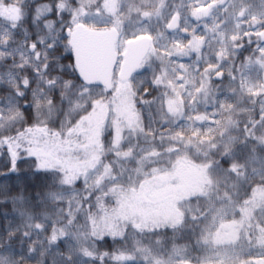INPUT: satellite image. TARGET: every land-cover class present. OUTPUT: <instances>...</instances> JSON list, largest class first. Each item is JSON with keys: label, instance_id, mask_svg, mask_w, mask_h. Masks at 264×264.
<instances>
[{"label": "rangeland", "instance_id": "374dc122", "mask_svg": "<svg viewBox=\"0 0 264 264\" xmlns=\"http://www.w3.org/2000/svg\"><path fill=\"white\" fill-rule=\"evenodd\" d=\"M47 1L44 8L50 18L51 39L47 42L60 47L65 56V30L80 20L119 30V64L135 38L151 36L154 43H164L163 32L171 30L168 26L175 12L182 26L173 29V35L181 28L188 38L185 47H174L167 56L154 44L141 72L126 82L117 77L111 92L76 83L81 94H72L61 104L59 93L50 88L47 95H51L52 104L28 108L36 124L31 134L38 129L49 133L56 125L65 129V139L60 140L59 134L53 139L56 146L78 144L85 133L96 128L93 149L61 153L66 164L53 163L63 173L62 182L56 185L65 192L61 195L56 191L55 197L65 199L58 212L72 214V224L60 228L70 234L74 244L69 254L75 252L79 264L101 262L92 239L89 210L84 205L91 200L87 191L94 184L84 181L100 172V189L112 182L123 188L114 207L124 218L153 215L155 221L146 224H161L171 230L188 229L183 224L189 218L201 229L199 235L209 246L210 261L253 264L258 258L257 264H264V0ZM192 24L193 29H189ZM193 54L199 76L191 124L204 129L206 122H214L213 137L206 133L188 136L178 129L185 112L181 91L189 78L181 61L176 63L180 72L170 68V58L187 59ZM220 73L222 76L216 78ZM13 106L0 104V155L5 153L3 146L11 149L18 142L10 141L11 135L24 126L23 111L17 104ZM146 122L149 129H145ZM155 130L161 133L151 135ZM101 147L104 153H113L108 162H97L100 157L95 155ZM5 154L12 152L6 150ZM5 162L10 164V160ZM53 227L57 230L56 224ZM117 238L124 239L125 233ZM138 241L139 236L132 233L129 247L125 245L117 253V264L139 261V257L155 264H191L194 260L188 249H175L181 243L174 237L160 251L149 250L153 246L147 242L140 246ZM251 247L257 252L252 259ZM155 249L159 250V245ZM28 255L34 256L32 248ZM55 256L51 261L63 264L57 260L65 256ZM197 259L202 260V255Z\"/></svg>", "mask_w": 264, "mask_h": 264}, {"label": "trees", "instance_id": "16d2710c", "mask_svg": "<svg viewBox=\"0 0 264 264\" xmlns=\"http://www.w3.org/2000/svg\"><path fill=\"white\" fill-rule=\"evenodd\" d=\"M184 13L180 14L183 15ZM193 27L194 24L189 29H193ZM163 34L164 43L155 42V45L165 56L171 54L174 47H185L187 45L188 38L179 31L175 35L169 30L163 32ZM194 58V54L187 59H179L174 56L170 58V68L180 72L176 63L181 61L183 66L188 70L187 74L189 78V83L184 86V91H181L185 112L184 117L179 122L178 129H182V132L188 136L194 133L197 135L206 133L207 136L213 137L216 131V124L214 122H206L204 129L191 124L194 119L193 96L198 88L199 76L197 72L198 68L194 67ZM203 67H207V64ZM5 69L6 67H1L4 73H6ZM4 77L8 80L10 79L8 73ZM4 92L2 90V94ZM17 105L23 111L24 126L21 127V132L11 135L13 137L10 141L18 140V147L16 148V145L13 143L10 149L5 144V149L3 146L2 151L6 153V150H10L12 154L2 153L0 155V184H2V188L0 189V255L2 256L0 264H54L51 258H55L56 256L55 252L51 251L52 247L60 249L61 252L59 254L65 256V258L62 257V259L57 260L58 262L63 264H79L76 253L72 252L69 254L70 252H68L71 245L74 247L69 234L60 231V228L62 229L63 226L69 227L72 214L68 212L63 215V212H58L57 207L60 206V202L50 200L52 197L50 193L57 189L59 190L61 186L56 184L62 182L60 178L63 177L62 171H59L61 169L59 165L57 167L53 163L54 161H58L61 164H66L65 159L61 160V153H75L80 149H93L91 140L96 128L92 127L91 131L85 133L78 144L72 145V142H70V145L56 146L53 139L55 140L57 134L63 133L64 129L58 125H50L51 130H49V133L38 129L34 134H31V128L35 127L34 125L36 124L32 121V112H28V108H34V104ZM145 129H149L147 122L145 123ZM156 130L152 134L150 132V134L155 136L161 133V131ZM101 149L102 147L97 149L98 154L96 156L100 157L97 159V162H99V159L108 162L113 153L106 154ZM14 150L17 153H14ZM163 150H166V148ZM5 160L8 162L10 160V164L8 163L7 165ZM96 174L95 178L84 181L86 183L94 182L89 191H87L90 194L91 200L88 203L84 201V205L89 210L88 217L90 218L92 227V239L96 245L98 257L101 258V262L98 264H117V253L121 247L129 245L132 233L139 236L140 241L138 243L140 246L144 245V242H147L149 246H153L150 247V250L153 251H156V245L168 246V243L173 241V237L177 240V243L189 242L194 245H205L199 235L201 229L189 218L183 224L188 225V229L176 227L177 229L171 230L163 228L161 224H146L148 221H155L153 215H148V217L147 215H140V219L131 216L128 218H124L123 216L121 218L116 217L110 208V205L113 206V201L110 199L119 196L121 193L120 189L123 188L112 182V184H107L104 188L100 189L99 186L102 182L100 180V172ZM78 182L81 181L74 182L75 185ZM105 198H109V200L106 202ZM40 224L42 228H39ZM55 224L57 225V230H54L53 226ZM118 228H126L125 238L122 240H118L117 238L118 233L116 230ZM191 228L192 230H190L189 234H186V230ZM179 232H182V235H179ZM31 248L34 251V256L28 255L27 257L28 249ZM29 254L32 253L29 251ZM72 255L74 256L73 260L70 258ZM6 256L10 258V261L2 260ZM139 258L142 260L141 257ZM41 259L44 261L42 262ZM130 262L138 263L135 260H130Z\"/></svg>", "mask_w": 264, "mask_h": 264}, {"label": "flooded vegetation", "instance_id": "af4514ba", "mask_svg": "<svg viewBox=\"0 0 264 264\" xmlns=\"http://www.w3.org/2000/svg\"><path fill=\"white\" fill-rule=\"evenodd\" d=\"M47 0H0V104H8L12 108L14 104H52L51 95H47V91L51 88L55 93H59L62 98L61 104H65L71 98L72 94H81L78 91V85L106 90L103 86H94L85 84L78 74L74 64V54L69 40L65 42L64 46L67 50L66 56L55 48L54 45L49 44L50 37V18L45 15V3ZM73 27V26H71ZM46 40V41H45ZM59 40V39H57ZM56 40V41H57ZM56 46L61 45L56 42ZM48 43V44H47ZM52 50L51 53L48 51ZM121 55V54H120ZM124 54H122V57ZM66 58V60H65ZM10 66L12 69H5L6 73L1 70V67ZM9 75L10 79L4 77ZM117 77H115L116 79ZM70 84L71 86H68ZM2 90L5 92L2 94ZM47 97V98H46ZM81 95L79 96V98ZM66 98V99H65ZM2 116L0 115V119ZM36 121V120H35ZM62 134V135H61ZM59 134L60 140L64 138V132ZM2 133L0 132V138ZM16 148L18 142L15 143ZM14 153H17L14 150ZM98 154V152H97ZM96 154V155H97ZM95 155V156H96ZM98 166H96L97 168ZM98 185V183L96 182ZM112 184V183H111ZM78 184L75 185L77 187ZM2 184H0V189ZM59 194L63 195L65 192L62 188L55 190L52 193L51 201H59L60 208L65 204V199L55 197ZM61 199V200H60ZM121 198H111L113 206L112 212L116 217L121 218L120 210H115L114 205ZM109 198H105L107 202ZM62 204V205H61ZM88 210V207H86ZM89 215H87L88 217ZM125 218L128 216L125 215ZM118 234L125 233L126 228L117 230ZM178 249L189 250L190 256L194 257L191 264H216L219 261H210V249L208 245H193L192 243H182L176 245ZM178 246H180L178 248ZM96 247V245H95ZM51 251L55 253L61 252L57 247H52ZM165 246H159L160 249H166ZM241 249L248 248L241 246ZM247 251L244 250L243 254ZM256 253V254H254ZM202 255V260L198 261V256ZM257 255L255 249L251 247L250 259ZM162 256V255H161ZM2 256L0 255V258ZM159 257V256H158ZM244 258H247L244 256ZM60 259V257H59ZM196 259V260H195ZM194 261V262H193ZM138 262V263H137ZM137 264H155L154 261L140 260ZM258 258L254 259L253 264H257ZM124 264H135L134 262L124 261ZM223 264H241V263H223Z\"/></svg>", "mask_w": 264, "mask_h": 264}, {"label": "water", "instance_id": "95a60500", "mask_svg": "<svg viewBox=\"0 0 264 264\" xmlns=\"http://www.w3.org/2000/svg\"><path fill=\"white\" fill-rule=\"evenodd\" d=\"M177 24L178 16L175 15L170 28H175ZM66 34L73 47L74 62L83 82L111 90L118 61V31L115 28H94L80 23L72 30L67 29ZM261 38L264 39V31ZM150 47L149 37L138 38L129 43L119 74L121 80H128L139 71ZM221 76V73L217 75Z\"/></svg>", "mask_w": 264, "mask_h": 264}]
</instances>
